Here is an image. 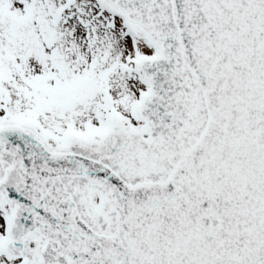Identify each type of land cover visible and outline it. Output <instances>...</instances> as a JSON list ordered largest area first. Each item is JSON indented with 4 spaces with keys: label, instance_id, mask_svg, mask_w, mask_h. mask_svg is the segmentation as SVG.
Masks as SVG:
<instances>
[{
    "label": "snow or ice",
    "instance_id": "snow-or-ice-1",
    "mask_svg": "<svg viewBox=\"0 0 264 264\" xmlns=\"http://www.w3.org/2000/svg\"><path fill=\"white\" fill-rule=\"evenodd\" d=\"M0 264H264V0H0Z\"/></svg>",
    "mask_w": 264,
    "mask_h": 264
}]
</instances>
